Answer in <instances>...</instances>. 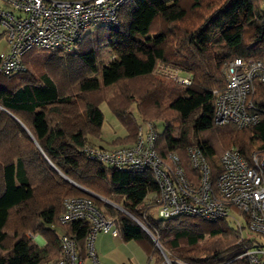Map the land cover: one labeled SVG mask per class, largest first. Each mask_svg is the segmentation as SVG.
Returning <instances> with one entry per match:
<instances>
[{
	"label": "trees",
	"instance_id": "1",
	"mask_svg": "<svg viewBox=\"0 0 264 264\" xmlns=\"http://www.w3.org/2000/svg\"><path fill=\"white\" fill-rule=\"evenodd\" d=\"M245 6L253 8L252 17L235 21L233 14ZM223 14L227 18L216 29L219 46H207L210 32L216 31L210 25ZM118 19L117 26L89 31L72 51L34 48L22 57L25 71L0 72V264H52L61 256L63 234L85 256L90 223L60 222L70 197L89 198L115 215L119 236L143 246L149 263L160 264L165 257L135 218L171 259L247 264L234 260L247 241H239L229 219L153 216L150 200L159 189L153 172L96 161L87 157L85 145L102 146L94 139L102 136L100 105L107 101L127 132L111 148L134 143L140 117L155 124L163 120L156 150L163 158L176 153L189 175L195 172L190 146L202 148L214 174L216 155L228 148L249 155L255 141L264 140V122L246 128L217 124L215 91L225 90L230 61L264 55V0H127ZM101 45H108L118 60L100 66ZM165 68L184 73L191 84L163 76ZM113 89L118 95L108 97ZM257 89L262 98L264 86ZM29 234L42 236L45 243Z\"/></svg>",
	"mask_w": 264,
	"mask_h": 264
},
{
	"label": "built area",
	"instance_id": "2",
	"mask_svg": "<svg viewBox=\"0 0 264 264\" xmlns=\"http://www.w3.org/2000/svg\"><path fill=\"white\" fill-rule=\"evenodd\" d=\"M126 1L0 0V26L4 28L7 45L0 49V72L11 75L25 71L27 67L22 57L34 48L69 52L98 26H117L118 12ZM225 77V90L215 91V122L232 123L240 128L264 122V96L259 98L257 89L258 85L264 86V55L259 59L230 61ZM174 78L191 84L190 77L177 72ZM158 136L155 122L142 121L133 144L111 148L88 143L85 152L87 157L119 169L151 170L159 185L150 200L153 216L168 219L189 215L208 221L232 220L241 235L239 241H247L244 251L234 260L264 264V140L255 141L249 155L237 147L216 155L219 168L216 174L212 173L202 148L190 146L187 151L195 172L189 175L176 153H170L167 158L158 154ZM104 201L124 211L114 202ZM64 208L61 223L74 220L90 223L87 252L82 256L76 241L63 234L61 256L52 264H108L100 260L95 241L98 233L119 236L117 217L106 214L86 197L67 198ZM248 233L259 235L261 239L251 238ZM162 253L168 264H190L169 258L165 251Z\"/></svg>",
	"mask_w": 264,
	"mask_h": 264
},
{
	"label": "rangeland",
	"instance_id": "3",
	"mask_svg": "<svg viewBox=\"0 0 264 264\" xmlns=\"http://www.w3.org/2000/svg\"><path fill=\"white\" fill-rule=\"evenodd\" d=\"M252 15H253V8L251 6H245L241 9H239L238 11H236L233 14V17H234L235 21H242V20L249 19L250 17H252ZM226 18H227L226 14H223L222 16H220L217 20H215L210 25V29L211 30L218 29L220 24ZM209 35H211V39L208 42L207 46L210 44L219 46V44H218V40L220 37L219 30H216L214 32H210ZM6 46L7 45H6L4 28L2 26H0V49H4V48H6ZM99 50H100V53H99L100 66H103L104 64H109L113 61L116 62L118 60V58L112 54L108 45H101L99 47ZM164 70H166V71L160 72L163 74V76H167V77L171 78L172 80H175V78H174V74L176 73L175 69H171V68L166 69L165 68ZM160 73H158V75H161ZM181 75H184V73H181ZM118 93H119V91L117 89H113V90H110L107 92V96L110 97L112 95H118ZM100 106L104 112L105 119H104L102 136L98 139L96 138L95 142L98 144H101L104 147H113L114 146L113 141L118 137L125 136L127 132H126V129L122 126V124L118 121L116 116L112 113L111 109L108 106L107 101H103ZM139 121L142 122L144 120H142L139 117ZM154 121H156V124L158 126L159 131L162 132L163 120L159 119V120H154ZM228 221H229L231 227L236 226V224L232 220L229 219ZM248 234L251 238L261 239V237H259V235L252 234V233H248ZM31 235L32 234H29V237H33V236L36 237V239L35 238L34 239L36 240L37 243H38V241H41V239L43 240V237L38 235V234H35L32 236ZM95 245H96V250H97V253L100 257V260L105 262V263L110 262V261L106 260L105 255L108 254L109 252H111L114 248L115 249L117 248L118 250H120L127 259L135 260L137 264H152L155 261V259H154V260H152L153 262L152 261L150 263L148 262V255H147L146 250L144 249L143 246H141L135 240L125 241L122 237H118V238L114 239L110 235L99 233L97 235ZM160 264H168V262L164 258V261H162Z\"/></svg>",
	"mask_w": 264,
	"mask_h": 264
},
{
	"label": "crops",
	"instance_id": "4",
	"mask_svg": "<svg viewBox=\"0 0 264 264\" xmlns=\"http://www.w3.org/2000/svg\"><path fill=\"white\" fill-rule=\"evenodd\" d=\"M98 139V138H97ZM95 142V139H94ZM102 234H106V235H110L112 236L114 239L121 237V236H114L111 233H102ZM38 243L40 245H42L43 243H45V240L43 238V240L41 239V241H38ZM106 260L110 261L108 264H137L135 260H131V259H127L123 253L118 250L117 248L113 249L111 252H109L108 254L105 255Z\"/></svg>",
	"mask_w": 264,
	"mask_h": 264
},
{
	"label": "water",
	"instance_id": "5",
	"mask_svg": "<svg viewBox=\"0 0 264 264\" xmlns=\"http://www.w3.org/2000/svg\"><path fill=\"white\" fill-rule=\"evenodd\" d=\"M3 109V108H2ZM5 110V109H4ZM10 115H12L15 119H17L18 120V118H16V116H14L13 114H11L10 112H8ZM18 121H20V120H18ZM83 188V187H82ZM84 190H86L87 192H89V193H91V194H93V195H95V196H97V197H100V198H102V199H104V200H107V201H110V200H108V199H106V198H103V197H101V196H99L98 194H96V193H94V192H92V191H89V190H87V189H85V188H83ZM127 214H129V215H131L128 211H125ZM136 221H137V223L143 228V230L145 231V232H147L148 233V235L152 238V240L154 241V243L156 244V246L159 248V249H161L162 251H164L163 250V248H162V246H161V244L159 243V241L157 240V238H155L154 237V235L145 227V225L142 223V222H140L139 220H137L136 219Z\"/></svg>",
	"mask_w": 264,
	"mask_h": 264
}]
</instances>
